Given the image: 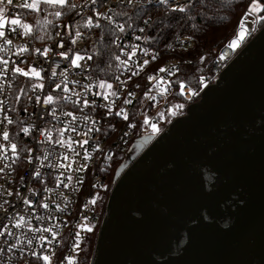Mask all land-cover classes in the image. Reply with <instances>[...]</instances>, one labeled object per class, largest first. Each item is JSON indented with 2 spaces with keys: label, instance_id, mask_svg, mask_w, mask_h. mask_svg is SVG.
<instances>
[{
  "label": "built area",
  "instance_id": "built-area-1",
  "mask_svg": "<svg viewBox=\"0 0 264 264\" xmlns=\"http://www.w3.org/2000/svg\"><path fill=\"white\" fill-rule=\"evenodd\" d=\"M70 1L77 5L85 4V0ZM23 2L13 0V4L7 6L3 29L5 38L0 39V169H3L0 171V204L9 201L4 205L7 211L0 209V227L7 223L14 233L12 237H0V248L5 249L0 254V264H45L32 252L38 256H50L51 264H68L69 257L73 264H84L80 246L99 231L104 220V199L114 185L110 171L116 160L128 152L138 137L158 136L171 121L183 116L187 107L198 101L203 90L218 80L262 26L248 14V7L227 42L221 47L214 46L216 57L211 65H204L207 73L201 76L198 86H193L179 76L183 66L196 65L204 58V55L199 59L189 55L194 46L191 40L177 39L172 45L159 48L152 44L145 31L130 30L124 25L125 32L119 33L120 40L115 47L116 56L119 55L127 64L125 66L116 60L113 77L103 80L94 70L92 59L87 57L92 56L91 51L103 26L114 29L115 25L100 20L99 29L81 27L89 16H93L95 22L94 10L107 12L112 8L117 12L119 7L135 5L170 9L175 4H189V0H168L167 5L161 0H133L131 4L127 0L123 3L121 0H97L96 5L89 3L73 10L72 17H81L78 21H71V18L60 21L53 38L44 45H38L30 34L24 35L23 28L10 23L14 18L26 23L31 10L16 6ZM260 2L264 4V0ZM77 13H82V16ZM114 20L118 24L123 23L118 16H114ZM77 30L83 35L73 44ZM136 36L142 39L136 40ZM4 39H12L13 43L8 45ZM61 43L63 47H60ZM230 44L234 46L229 47ZM131 45H139V48L129 60L124 53L131 54L133 49L126 47ZM142 49H147V54ZM62 52L67 53V59L59 55ZM77 55L85 57L77 61L79 67L72 64ZM4 60L8 61L6 66L2 63ZM16 68L29 75L16 73ZM33 68L43 76L42 87L35 89L34 78L30 74ZM53 71L55 76H52ZM134 72L137 74L133 75ZM102 80L117 85L116 95L99 94ZM57 84L61 85L60 89L56 88ZM65 85L68 92L63 91ZM48 95L53 97V101L45 104ZM37 96L40 103L36 102ZM84 100L88 101V106L84 105ZM53 109L58 119L53 118ZM69 112L72 116L65 115ZM5 115L13 120L12 124L7 123ZM23 127L29 128L27 134L21 131ZM5 131L9 134L8 141L3 139ZM48 132L51 133L50 138H47ZM59 139L65 143H56ZM83 140H87V144L81 146ZM11 143L17 145L15 154L11 152ZM37 169L39 176L35 175ZM8 192L12 195L9 196ZM24 198L31 201V206L24 204ZM44 204L48 207L44 208ZM16 213L24 216L27 222L21 228H12L15 221L8 219L9 216L18 219ZM28 225L31 229L50 228L51 231L34 232ZM52 232L56 233L55 237ZM41 236L45 240L41 241ZM17 237L25 243L11 252L7 251L5 241L14 244ZM28 239L32 240L31 245L26 243ZM77 243L78 248L75 247Z\"/></svg>",
  "mask_w": 264,
  "mask_h": 264
},
{
  "label": "water",
  "instance_id": "water-1",
  "mask_svg": "<svg viewBox=\"0 0 264 264\" xmlns=\"http://www.w3.org/2000/svg\"><path fill=\"white\" fill-rule=\"evenodd\" d=\"M90 264H264V25L118 167Z\"/></svg>",
  "mask_w": 264,
  "mask_h": 264
},
{
  "label": "trees",
  "instance_id": "trees-1",
  "mask_svg": "<svg viewBox=\"0 0 264 264\" xmlns=\"http://www.w3.org/2000/svg\"><path fill=\"white\" fill-rule=\"evenodd\" d=\"M250 3L251 0H195L184 13L172 12L168 8L154 5L119 7L117 13L127 14L118 16V20L123 22L127 29L144 28L150 41L156 47H168L177 39L191 40L194 46L189 55L195 59L204 55V58L196 65L183 66L179 76L189 84L198 86L201 76L207 73L204 65H211L217 55L213 51L214 46L221 47L227 42ZM60 11L62 15L55 22L45 25L40 20L35 32L30 33L38 45H44L53 38L54 29L60 21L70 18L71 21L81 19L80 16L72 17L73 10H69L66 6L60 8ZM33 18L34 13L30 11L26 22H33ZM129 24L131 28L128 27ZM263 25L264 21H260V27ZM112 31L111 27L104 25L101 35L91 51L93 68L103 80L111 79L116 68L114 57L117 50L113 42L115 36ZM126 154L121 155L111 167L112 181ZM108 197L109 194L104 199L105 204ZM97 234L98 231L94 232L84 242L85 253L82 255L84 264H90Z\"/></svg>",
  "mask_w": 264,
  "mask_h": 264
},
{
  "label": "snow or ice",
  "instance_id": "snow-or-ice-1",
  "mask_svg": "<svg viewBox=\"0 0 264 264\" xmlns=\"http://www.w3.org/2000/svg\"><path fill=\"white\" fill-rule=\"evenodd\" d=\"M44 3L46 5H50L54 8H57V9H60V8H63V7H68L69 10H75L77 7H84L86 6L87 4H92V5H96L97 4V0H85V4L84 5H77L76 3H72L70 2V0H31V2H29V0H24L23 3L19 4V5H16L17 7H21V8H24V9H28V10H31V11H38L39 10V4L40 3ZM162 3L164 4H168V0H161ZM192 0H189V4H185V5H180V4H175L173 6H170V10L172 12H180V13H184L187 11L189 5L191 4ZM121 3H123V0H121ZM127 3L128 4H131L133 3V0H127ZM13 4V0H0V39H3L5 38V31L3 30L4 27H5V13L7 11V6L8 5H12ZM261 12H264V4H262L260 2V0H251V4L249 6V9H248V14L249 15H252L254 16V20L255 21H264V15H259V13ZM109 13H112L111 15H109ZM55 15V17L59 18L61 17L62 15V12L60 10H57L53 13ZM78 15H82V13H77ZM94 17H95V22H94V19H93V16H89L87 18V20L85 21V23L83 25H81V27H85V28H96V29H99L101 28V24H100V20H106L109 22V24H112V25H115V28L113 29L112 31V34L115 36V40L113 41L114 43H116L117 41L120 40V36H119V33H123L125 32V26L123 23H116V21L114 20V16H120V15H127L126 13H117L115 12L112 8H109L107 10V12H100L98 10H94ZM130 19V18H129ZM11 25L13 26H16L18 25L20 28H23L24 30V35H28L30 32H31V25H28V24H23L21 22V20L19 18H14V19H11L10 21ZM241 23L243 24V21H241ZM129 28H131V25L129 24L128 25ZM13 31H17L16 28H13L12 29ZM140 32H143L144 31V28H140L139 29ZM83 35L82 32H80L79 30H77L75 32V38L72 40V43L75 44L77 42V40ZM243 37H241L242 39ZM42 39V38H41ZM136 40H141L142 37L140 36H136L135 37ZM4 43L8 44V45H11L13 43L12 39H4ZM63 43L60 44V47H63ZM117 46H119L117 44ZM234 45L233 44H230L229 47H233ZM126 47H131L133 49V51L131 52V54H127V53H124V49L121 48V52L128 55V59L130 60L132 58V56L135 55V50L139 48V45H131V46H126ZM24 51H26V49H23ZM37 52H39L40 50L37 49L36 50ZM142 51L147 54V49H142ZM60 56L64 57L65 59L68 58L67 56V53L66 52H62V53H59ZM85 57L83 56H80V55H77L76 58L74 60H72V64L79 67V64L77 63V61L79 60H83ZM115 60L117 61H120L121 64H124L126 66L127 64V61H121V58L119 55L115 56L114 57ZM155 57H153L154 59ZM87 59L91 60L92 59V56H88ZM2 63L6 66L8 64V61L7 60H4L2 61ZM145 64L148 63V61H145L144 62ZM163 71V69H162ZM15 72L16 73H22L23 75L25 76H28L29 73L28 72H24L22 69L20 68H16L15 69ZM31 73L35 76H39L40 73L36 71V69H31ZM137 73H133V75H136ZM56 75V72L53 71L52 72V76H55ZM63 75V73H62ZM117 79H119V77H117ZM151 79V78H150ZM35 87H37L36 85L33 86V88L35 89ZM39 87H42V85H39ZM99 87L100 88H111L112 85L110 84H106L104 82H101L99 84ZM56 88L57 89H60L61 88V85L60 84H57L56 85ZM63 91L64 92H68L69 89L67 88V86L65 85V87L63 88ZM21 92H24L23 89H21ZM112 95H116V93H112ZM131 95V94H130ZM17 99H19V97H17ZM65 99H70V97H65ZM105 99H107V96H105ZM53 101V97L51 95H48L47 98L44 100V103L45 104H49ZM36 102L37 103H40V97L37 96L36 97ZM127 102V101H126ZM84 105L85 106H88V101L87 100H84L83 101ZM25 111H27V109H25ZM52 116L53 118H57L56 117V114H55V109H53L52 111ZM120 113H117V115H119ZM65 115H68V116H72V113L69 112V113H65ZM85 119H88L87 117H84ZM4 119L7 120V123L8 124H12L13 123V120L8 118L6 115L4 117ZM76 117L73 116V120H75ZM74 130V129H73ZM21 131L25 134H27L29 132V128L28 127H23L21 129ZM45 134L44 132H42V135ZM47 138H50L51 136V133L48 132L47 134ZM61 135H63V133H61ZM85 135H87L85 133ZM3 139L5 141H8L9 140V134L7 131H5L3 133ZM56 143L58 144H64L65 141L63 139H59L56 141ZM84 144H87V140H83L81 142V146H83ZM10 149H11V152L13 154H15L17 152V145L15 143H11L10 144ZM29 152L31 151L30 149L28 150ZM45 159H47V156L44 157ZM0 171H3V169H0ZM35 175L36 176H39L40 175V172H39V169L36 170L35 172ZM9 196L12 195L11 192H8L7 193ZM17 196H19V193L17 192L16 193ZM24 204L26 205H29L31 206V201L28 200L27 198H24L23 200ZM9 201L8 200H5L2 204H0V209H4V205L5 204H8ZM92 203H95V201L93 200ZM44 208H47L48 205L47 204H44L43 205ZM5 211H7V209H4ZM16 216H18V219H16L15 217L13 216H9V221H15L14 223H12L11 227L12 228H21L22 226L26 225V221H25V218L24 216H21L19 215V213H16ZM28 227L30 228L31 231H34V232H39V231H44V232H49L51 231L50 228H45L43 230L39 229V228H36V229H31V226L28 225ZM88 230H91V229H88ZM8 236V237H12L14 235V233L12 232L11 228L9 227V224H4L2 225V227H0V237H4V236ZM52 235L53 237L56 236V233L55 232H52ZM17 242L14 243V244H8L7 241H5V244H6V248H7V251L11 252L13 251L14 249H17L18 248V245L20 244H23L25 243L24 240H21L19 237L16 238ZM40 240L43 241L45 240V237L44 236H41L40 237ZM77 241H79V233H77ZM26 243L28 245H31L32 244V240L31 239H28L26 240ZM76 248L79 247V244L77 243L75 245ZM5 251L4 248H0V254H2L3 252ZM21 252H23V249H20ZM32 255L33 256H37L38 259H42L45 264H51V259H50V256L48 255H44V256H38V254L36 252H32ZM68 264H73V260L71 257L68 258Z\"/></svg>",
  "mask_w": 264,
  "mask_h": 264
},
{
  "label": "rangeland",
  "instance_id": "rangeland-1",
  "mask_svg": "<svg viewBox=\"0 0 264 264\" xmlns=\"http://www.w3.org/2000/svg\"><path fill=\"white\" fill-rule=\"evenodd\" d=\"M57 10H60V9L54 8V7L50 6V5H46V4L41 2L39 4V10L38 11H32L34 13V18H33L34 21L33 22L32 21H28V22L25 23V24L31 25V29L32 30H31L30 33L35 32V30L37 28V24H39L40 20H42L45 25L48 24V23L55 22L57 17H55V15L53 13L55 11H57ZM259 14L263 15L264 12H261ZM36 71L39 72L37 69H36ZM39 73H40L39 76H35V75H33L31 73V70H30V74L34 78V83H35L36 86H39L42 83L43 76H42L41 72H39ZM101 82H104L106 84H110V85H112V87L111 88H100L99 87V91L98 92H99L100 95H104V94H108V93L112 94L113 92L114 93L116 92L117 85L115 83H112V82L109 83V82L103 81V80ZM105 198H106V196H105ZM80 253H81V255H84V253H85V245L84 244H82L80 246Z\"/></svg>",
  "mask_w": 264,
  "mask_h": 264
},
{
  "label": "flooded vegetation",
  "instance_id": "flooded-vegetation-1",
  "mask_svg": "<svg viewBox=\"0 0 264 264\" xmlns=\"http://www.w3.org/2000/svg\"><path fill=\"white\" fill-rule=\"evenodd\" d=\"M264 15V14H263Z\"/></svg>",
  "mask_w": 264,
  "mask_h": 264
}]
</instances>
